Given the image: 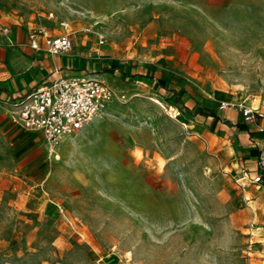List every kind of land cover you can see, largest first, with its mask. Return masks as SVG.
Segmentation results:
<instances>
[{
  "label": "rangeland",
  "instance_id": "rangeland-1",
  "mask_svg": "<svg viewBox=\"0 0 264 264\" xmlns=\"http://www.w3.org/2000/svg\"><path fill=\"white\" fill-rule=\"evenodd\" d=\"M0 5L27 22L46 23L48 13L66 20L78 53L161 57L201 93L264 114V0ZM149 96L118 103L127 112L105 117L104 129L60 138L54 149L0 103V264H104L112 251L117 264H264V249L252 252L259 236L249 235L262 185L247 182L246 201L238 177L208 171V151Z\"/></svg>",
  "mask_w": 264,
  "mask_h": 264
},
{
  "label": "crops",
  "instance_id": "crops-1",
  "mask_svg": "<svg viewBox=\"0 0 264 264\" xmlns=\"http://www.w3.org/2000/svg\"><path fill=\"white\" fill-rule=\"evenodd\" d=\"M49 14H52L53 17H49ZM46 18L48 21L43 24L39 19L33 22L23 21L7 12L0 5V103L11 106V102L19 96L49 83L55 77L72 75H90L103 81L116 93H122L125 96L123 101L116 99L107 101L102 114L94 117L76 132L63 135L61 138L70 135L74 139L79 140L90 137L89 131L93 125H96L99 131L104 129L105 117L127 112L118 103H124L130 98L140 96L143 93L155 95L158 101L174 104L177 107L178 105L181 106L182 103L190 106L193 104V101L188 99L189 95L187 91L189 87H192L199 95L208 100L220 103L224 101L213 96L211 93H201L185 78L188 84L185 87L186 91L183 87L178 88L177 93L180 96V102H172L168 98V91L162 89L156 91L152 88L154 77L158 76L162 69L160 63H157L154 69H149L141 64L129 65L121 63L119 69L113 72L105 71L103 68L110 65L109 60L112 58L96 59L78 53L75 49L72 33L68 29L69 26L64 29L58 25V21L64 19L54 16L53 13H48ZM50 23H53L54 28L59 29L60 32H56L54 28L50 29ZM3 28H7V31L4 32ZM32 28H44L52 36L69 33L73 43L71 50L64 54L51 55L44 50L33 49L29 45L27 36L29 30ZM40 43L42 44V40H40ZM134 60L139 63H152L157 59L149 61ZM253 112L257 116L245 120L238 103L234 102L224 108H217V115L219 117L217 120H213L211 116L199 114L190 117L181 112L177 119L168 116L183 131L185 130L188 135H194L192 139H189L188 136V141L197 145L199 149L208 151L209 155H203L201 160V164L208 167V171L215 175V171L221 168L224 173L238 177L237 182L242 189L246 201L249 199V194L248 196L245 195L248 192L246 187L249 181L243 179L242 176L250 178L256 174L257 151L260 149V142L264 137V114L258 112L257 109L253 110ZM26 132V134H31L34 131ZM157 139L159 140L160 137L157 136ZM63 140L67 141L68 137H65ZM168 154H165L166 158L169 157ZM254 184H256V190L260 184L262 188L259 191L264 188V184L261 182ZM247 206V210L243 211L242 214L248 215L250 212L252 217L250 223L252 225L256 212L252 205L248 204ZM263 206L264 196L261 206L257 207L259 225L250 227V238L259 236V232L261 230L264 231ZM262 241H264V238L259 236L252 250L253 253L263 252L264 248L258 247L261 244L259 242ZM260 255L264 257V254ZM116 261L119 262L121 259H117L115 255L108 253L105 256L104 264H117Z\"/></svg>",
  "mask_w": 264,
  "mask_h": 264
},
{
  "label": "built area",
  "instance_id": "built-area-1",
  "mask_svg": "<svg viewBox=\"0 0 264 264\" xmlns=\"http://www.w3.org/2000/svg\"><path fill=\"white\" fill-rule=\"evenodd\" d=\"M53 17L52 14L48 15ZM61 28H67L68 22L59 20ZM6 32L7 28H3ZM29 45L33 49L44 50L51 55L67 53L72 48L69 33L49 35L44 28H32L28 32ZM42 40V44L40 43ZM99 43H103L99 40ZM111 99L123 101L124 94L116 93L103 81L90 75H72L55 77L49 83L33 89L11 102L14 121L26 130L38 131L52 145L67 134L76 132L94 117L103 113L105 103ZM156 104L173 119H177L180 112L176 105L156 101ZM232 103L222 101L224 108ZM246 119L252 117L250 107L238 103ZM257 169L253 177L247 178L251 183H260V172L264 171V137L260 142L257 157ZM117 259H121L112 251Z\"/></svg>",
  "mask_w": 264,
  "mask_h": 264
},
{
  "label": "trees",
  "instance_id": "trees-1",
  "mask_svg": "<svg viewBox=\"0 0 264 264\" xmlns=\"http://www.w3.org/2000/svg\"><path fill=\"white\" fill-rule=\"evenodd\" d=\"M110 65L108 67L103 68L105 71L113 72L119 69L121 63L129 64V65H137L141 64L149 69H154L157 63H160L162 69L158 76L154 77V84L152 86L153 90H165L169 92V99L172 102H180V96L177 93V89L183 87L186 91V86H188L185 78L176 70L172 69L168 64L164 61L163 58L157 59L152 63H139L134 59H110ZM189 97L193 101V104L188 106L183 104L181 106L178 105L179 112L186 114L190 117L195 116L196 114L203 116H211L213 120H217L219 117L217 115V108L220 107V102L208 100L201 95H199L192 87H189L187 91ZM242 114V111H241ZM243 115V114H242ZM257 115L253 112L252 117H256ZM245 120H248L245 118ZM250 119V118H249ZM259 153V149L257 151ZM257 153V154H258ZM259 170L257 169V172ZM256 172V173H257ZM260 182L264 184V171L260 172Z\"/></svg>",
  "mask_w": 264,
  "mask_h": 264
},
{
  "label": "bare ground",
  "instance_id": "bare-ground-1",
  "mask_svg": "<svg viewBox=\"0 0 264 264\" xmlns=\"http://www.w3.org/2000/svg\"><path fill=\"white\" fill-rule=\"evenodd\" d=\"M151 99H152V100H153V101L156 103V101H157V99H156V98H154V97H151ZM50 148H51V149H54L52 144L50 145ZM228 152H229V151H228ZM263 207H264V206H263ZM257 227H258V226H257ZM255 236H256V234H255ZM259 236H260V235H259Z\"/></svg>",
  "mask_w": 264,
  "mask_h": 264
}]
</instances>
